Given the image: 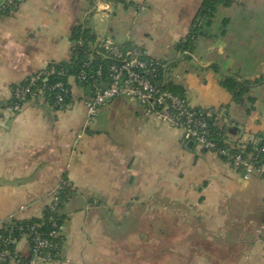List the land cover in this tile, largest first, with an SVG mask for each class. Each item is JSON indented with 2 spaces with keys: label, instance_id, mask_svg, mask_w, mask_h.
Listing matches in <instances>:
<instances>
[{
  "label": "crops",
  "instance_id": "1",
  "mask_svg": "<svg viewBox=\"0 0 264 264\" xmlns=\"http://www.w3.org/2000/svg\"><path fill=\"white\" fill-rule=\"evenodd\" d=\"M107 1L23 0L0 15V228L41 218L67 177L60 252L46 264H264V176L245 179L126 97L86 125L90 90L73 76L64 109L41 97L10 105L15 85L70 60L81 28L94 45L110 38L162 60L165 88L212 110L224 148L264 141V0H230L209 17L205 0ZM15 249L27 264L28 238Z\"/></svg>",
  "mask_w": 264,
  "mask_h": 264
},
{
  "label": "built area",
  "instance_id": "2",
  "mask_svg": "<svg viewBox=\"0 0 264 264\" xmlns=\"http://www.w3.org/2000/svg\"><path fill=\"white\" fill-rule=\"evenodd\" d=\"M22 1L4 0L0 2V15L13 13ZM98 1L108 2L107 0ZM204 21L203 16L195 20L189 36L191 39L197 36ZM95 46L98 47L97 50L95 49L96 54L106 62V65H100L90 73L82 69L76 76V79L90 90L89 96L84 100L86 125L93 122L98 109L108 101L116 97H126L137 101L150 119L165 122L180 129L184 140L193 141L204 150L225 156L235 169L242 172L245 179H249L252 175L264 176V141L256 144L251 151L241 145L235 151L221 147L213 138L212 110L194 108L183 97L165 88L167 66L162 60L149 58L137 46L122 49L110 38L99 40ZM84 66L87 67L88 63ZM53 72L54 68L48 65L28 76L24 83L13 87V99L22 103L36 97L46 98L47 90H57L52 105L56 109H64L68 105L65 102L68 93L65 83L58 81L52 86L39 83L41 80L45 82ZM2 106L0 103V111ZM12 107L18 109L19 106L15 103ZM70 188L71 184L68 179L60 181L58 187L51 193L50 211L58 213L60 205L64 203L63 192ZM52 226L53 229L47 233L40 232L35 228L36 226H30L27 229L28 232L22 234L30 240L31 258L27 264H35L37 260L41 264H46L54 260L52 253L58 250V243L54 239L62 235V226L55 222ZM14 242L10 234L2 240L0 261H14L23 264L15 247L12 249L9 247Z\"/></svg>",
  "mask_w": 264,
  "mask_h": 264
},
{
  "label": "trees",
  "instance_id": "3",
  "mask_svg": "<svg viewBox=\"0 0 264 264\" xmlns=\"http://www.w3.org/2000/svg\"><path fill=\"white\" fill-rule=\"evenodd\" d=\"M229 2L230 0H205L201 14L205 17H209L213 14L217 5H221L223 3L228 4ZM207 9H209V11H207ZM189 39L191 38L189 37ZM74 40H75V45L72 48L70 60L67 62L50 63L49 66H52L54 68V72L47 77V80L45 82H42V80L39 82L40 84L42 83L47 86H52L54 83L58 81L64 82L68 89V93L65 97V102L67 104L70 102L71 99L70 84L68 82V78L73 76L76 79V76L82 69L90 73L91 71H94L98 66L106 65V62L101 60V58L96 54L95 49L97 50L98 47L94 45L95 43L94 36L91 35V33L88 30H81V28L76 29L74 34ZM85 63H88L87 67L84 66ZM76 81L81 86L85 87L84 83H81L77 79ZM226 86L232 90L231 92L233 93L234 97H237L239 93H241V88L236 87L234 83H229V84L226 83ZM56 91L57 90L46 91L45 99L49 101L51 104H53ZM15 103L18 104V106L21 104L13 99L10 105L13 106L15 105ZM211 129L214 132L213 135L214 140L221 147H224L217 139H215L216 132L214 130L213 123L211 124ZM64 179H67V177H64ZM70 193H71V188L63 192L62 196L64 199L63 200L64 203L70 196ZM63 204L60 205V208L63 206ZM53 222H55L57 225L62 226L64 222V216L61 215L60 213H55L50 211L49 205L46 206V208L44 209L41 218H34L28 220L10 219L8 222L3 223L0 228V251L3 247L2 240L7 238L9 234L15 240L14 244L11 243L9 246L12 249L13 247H15V243L17 242V240L23 236L22 234L28 232L27 229L30 226H36L35 228L40 232L47 233L53 229L52 226ZM62 239H63L62 235L54 239V241L58 243V250L56 249L52 253L54 260L57 258V255L60 252ZM4 262H8V261H4Z\"/></svg>",
  "mask_w": 264,
  "mask_h": 264
},
{
  "label": "rangeland",
  "instance_id": "4",
  "mask_svg": "<svg viewBox=\"0 0 264 264\" xmlns=\"http://www.w3.org/2000/svg\"><path fill=\"white\" fill-rule=\"evenodd\" d=\"M164 61H166V60H164ZM62 179H64V177H62V178H61V180H62ZM67 179H68V178H67ZM61 180H60V181H61ZM60 181H59V183L57 184V186H56V187H58V185L60 184ZM68 182L70 183L69 179H68ZM56 187H55V188H56ZM60 210H61V208H59V211H58V213H61V211H60Z\"/></svg>",
  "mask_w": 264,
  "mask_h": 264
},
{
  "label": "water",
  "instance_id": "5",
  "mask_svg": "<svg viewBox=\"0 0 264 264\" xmlns=\"http://www.w3.org/2000/svg\"><path fill=\"white\" fill-rule=\"evenodd\" d=\"M191 142H193V141H191Z\"/></svg>",
  "mask_w": 264,
  "mask_h": 264
}]
</instances>
